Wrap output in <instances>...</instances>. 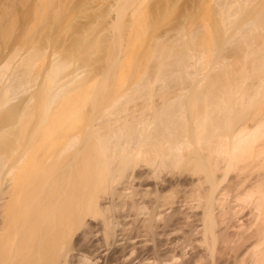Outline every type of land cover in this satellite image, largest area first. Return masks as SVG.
Returning a JSON list of instances; mask_svg holds the SVG:
<instances>
[{
	"label": "bare ground",
	"instance_id": "6f19581e",
	"mask_svg": "<svg viewBox=\"0 0 264 264\" xmlns=\"http://www.w3.org/2000/svg\"><path fill=\"white\" fill-rule=\"evenodd\" d=\"M53 1L0 0V39L8 27L15 38L22 37L37 14L54 7ZM221 1L226 6L229 0H215L219 10ZM231 16L224 15V29L237 23ZM14 39L13 44L0 43V264H264V217L262 226L260 220L252 225L257 227L255 242L247 241L237 253L232 243L242 237L235 222L243 202L236 195L240 179L234 165L258 148L254 143L264 141V122L253 129L237 127L230 84L224 90L231 98L217 90L222 81L216 95L212 89L201 93L209 73L195 86L181 78L168 83L158 78L165 77L168 65L179 68L191 59L193 68L204 55L194 53L182 61L186 52L177 41L155 64L160 87L154 78L124 82L117 86L121 93H115L116 87L109 96L105 92L112 84L86 79L87 65L71 69L74 63L57 50L38 48L35 42L21 46ZM164 59L173 61L165 68ZM218 73L214 76L224 74ZM171 82L181 86L176 93L169 90ZM261 178L245 197L264 199L258 193L255 197L263 190Z\"/></svg>",
	"mask_w": 264,
	"mask_h": 264
},
{
	"label": "rangeland",
	"instance_id": "374dc122",
	"mask_svg": "<svg viewBox=\"0 0 264 264\" xmlns=\"http://www.w3.org/2000/svg\"><path fill=\"white\" fill-rule=\"evenodd\" d=\"M56 1L55 0L53 1L52 6L54 7L50 6L53 9L51 8V10L50 11L48 10L45 14L43 12V13H40L39 15L37 14V16L34 17V19L36 18V20L35 22L33 20V23H31L32 28H31V25L29 27L31 31L28 32L30 29L26 30L28 34L25 33L26 35L23 34V36L21 34L22 37H20L19 35V36H16L15 38L14 36L15 32L12 31L11 27H8V31H6L5 34L6 35L8 34L9 36L7 35L5 37V35H3L5 38L2 37L1 38L2 40L0 39L1 40L0 43L8 45L7 43H10L8 41L11 40L12 42L13 39L15 38L14 40L16 41H14V43H17L18 45L21 44V46H24V44L25 46H29L31 42L32 43L35 42L34 45H36V47L38 48L43 47V48H49L53 50L55 49L59 52V55L62 56V59L64 60L66 59L68 60V62L74 63V66H72L71 69L73 67L80 68V66L87 65L86 67L88 70L86 69V67L85 69L89 71L88 72L89 75H86V79L90 80L93 77H97L95 79V82L96 81L98 82V80H100L99 82H102L105 80L107 83L110 82V85L112 84V87L110 88L111 93L110 91L108 92L106 91L105 95H107L108 93V95L111 94L109 96H113L112 93L115 90L114 88H116L117 86L120 88L123 85L122 83L124 82L127 83L128 85V82L134 83V82L142 81L140 83H144L145 81L152 82L153 78L156 79L158 77L156 76L157 74L156 65L159 64L158 61L160 60L159 57L161 56L160 55L161 52H162V55H164L165 52L166 54H168L167 48L168 47L171 48L170 46L176 47L177 41H179L180 49L184 51L183 54L186 52L185 57L184 56H181L182 58L180 57L181 60L184 57V60L182 61H185L187 58L189 60V57L186 58V56L190 55L191 57V55L194 53L195 55L197 54V57L198 55L199 56L204 55L205 58H203V56H200L199 58H203V59L199 60L198 63L200 62V64H198V66L195 64L196 66L194 65L193 68L191 66H193L194 62L191 63L192 62L191 59H190L191 62L189 61V63L187 62V64H183V63H186V61L181 63V65L183 64V66L186 65L185 66L186 68L188 67V65L190 66L191 64V66L187 69L186 68L183 69L182 68L183 66L180 65V67L183 70V73H182V70H179L181 69L180 67L179 68L174 67L176 65L172 64V66L171 65L167 66L168 62H172L173 60L170 59L169 61L166 62V59H167L166 58L167 55H166L165 57L166 59H164L165 61L163 63L166 64V65L164 64L165 68L167 66L168 67L167 69L170 71L164 69L163 72L166 71L167 75L164 73L165 77H162V76L158 77V78H161V80L159 79L160 82L163 81L162 78L163 79L165 78L166 83L170 82L171 80H176V81L180 80L181 82H183L182 80L184 79L183 84L187 82V84L189 83V85L195 86L194 83L197 84V82L195 81L198 80L200 82L199 77L202 76L201 77L202 79L204 76L203 74L209 73L208 75L213 80L209 79L208 78L209 76L205 77V78H208L209 81L208 79L203 78L202 83L203 81L206 83L201 84V88H203L201 89V93L203 91L204 92L207 91L206 93L210 94L211 89H212V92H211L212 94L213 92L217 93V90H219V93H222L224 91V93L222 94L223 95L227 94L226 96L227 98L228 97L231 98V96H234L232 97L233 102L231 100H230L231 102H229L230 104L231 103L233 104L234 101H236V107H235V104H233L234 105L233 107H235L234 111L236 109L237 110L235 111V113L233 111V114L234 115L236 114L237 117L243 114L242 117L241 116H239L238 118L233 117L234 119L231 116V118L235 120L234 122L237 121L236 119L239 120L236 123H234L236 124V126L237 125L240 126L241 129L242 128L246 129V127L247 129L248 127L251 128L250 126H253L256 128L257 126L255 125H260L264 122V119L262 118L264 116H261L264 114V58H263L264 57V29H263L264 24H262L264 22L262 21L264 20L263 19L264 18V0H243V2L241 0V3H240V0L239 1L235 0V2L234 0H229V1L227 0L228 2L227 3L225 2L226 6L229 4L230 5L227 6L225 11L222 9L223 6H225L224 2L221 1V5H222V8H221L222 11H221L219 10L220 8H218L219 6H216V3H214L215 0H56ZM19 2H21V0H19ZM222 12L224 14H222ZM224 15L225 17L226 16L229 17L232 15L231 20H234V23L236 22L237 23L234 24V26L231 28L229 27V28L224 29L225 24H227V20L225 21ZM233 17H236V20ZM261 17L263 18L261 19ZM228 20L230 21V19ZM254 21H255L254 25H256V27L257 26L262 27L260 28H261V31L263 30V33H262L263 35L261 34V32L260 34L258 33L260 31L259 30L260 28L259 29L255 28V26L253 25ZM259 21H262L261 23L262 25L261 24L257 25L259 24ZM250 23H252L253 25L252 27ZM223 24H224V27H223ZM241 27L246 30L240 29ZM249 27L251 28V30ZM253 27L257 29L256 32L259 34L257 37H256L257 33L255 32V29ZM236 29H237V32H236ZM247 29L249 30V33ZM241 30H243L244 32L243 31L241 32ZM246 33L248 34L251 33V37L246 35ZM235 34H237L238 37ZM240 34L242 36L244 35L248 36V40H246L247 39L246 36H244L246 39H244V37L242 39V36ZM19 38H20V41H19ZM22 38L24 40H22ZM252 38L255 41H253ZM236 39L238 42L236 41ZM244 40L245 42L247 41L248 44L247 43L245 44ZM250 40H251V43H250ZM235 42L237 45L235 44ZM180 43H182L183 45H186V47L184 46L185 48L182 49ZM252 43H255V44L252 45ZM243 45L245 46V48ZM251 46L253 47L254 50L257 49L256 51L252 50L251 51L252 54L250 52ZM163 48H166L165 51ZM192 51L193 53H191ZM253 51L255 55H253ZM247 52L249 53V55L250 54L252 55V60H251V55L249 57L248 54L247 55L245 54ZM243 53L245 55V58H242V56L244 57ZM156 56H158V59ZM246 56L249 60L246 58ZM222 58L223 60H221ZM257 59H260L262 61L259 62V60L257 61ZM245 60L248 66H246V63L244 62ZM251 61H252V64H250ZM257 62L258 64H255ZM219 64H222V65H219ZM223 64L226 65L227 68ZM259 64L261 67H258ZM255 65H257L256 69H255ZM173 67L179 70L177 71L176 69H174V71L176 70L179 73L177 72L174 73V71L172 70ZM216 67H217V70H216ZM219 67L221 68V70L219 69ZM224 69H226L227 71L226 70L224 71ZM229 69H231V71ZM218 70L224 73L223 75L221 74L220 75L221 77L219 78L214 76L215 75L214 72H216L217 75L220 74L218 73ZM153 71L156 74H154ZM188 71L189 73H191V75L189 73L188 75H186ZM92 72H94L95 74L93 75ZM168 72H170L171 74H169ZM90 73H92V75ZM170 75L175 77V79L174 78L172 79L171 78L172 76ZM224 75L227 77H225ZM144 76L145 78L143 79ZM179 78H181L182 80ZM157 79L155 80L156 86L160 87L161 84L160 83L157 84ZM214 79H215V82H213ZM223 79L224 80L227 79V80L224 81ZM216 81L218 82L216 83ZM219 81H222L221 83H223L222 84L223 88H222V85L219 86V88L221 87V89L223 90L218 88V84L220 85ZM172 82L170 84L171 87L169 88V90L175 88L174 90L176 91L174 93H176L177 92L176 88L179 87L180 85H176L177 87L173 86L174 82L173 83ZM199 82L198 84H199V89H200ZM205 84H207L208 87ZM226 84L231 85L229 86L231 88L230 89L228 88V90H231L229 91L232 93L231 96L230 94H228V92L226 93L227 89L224 90L226 87ZM127 85L125 84V88H127ZM214 85H215V88H214ZM118 87H117L118 90L116 89L115 93L120 91ZM204 87L205 88L207 87L206 89L208 90L204 89ZM216 87L218 88L217 90H216ZM125 88H122V89L125 90ZM190 88L191 86L188 89L190 90V92H192L191 89L194 87H192L191 89ZM111 89H114V90H111ZM254 89H256V91H254ZM174 90H172L171 94H170V91L167 92L168 94L166 93L167 95L164 94V92L162 94L169 96V94L170 95L173 94ZM196 90H194L195 91L194 93L197 92ZM158 91L160 92V90ZM188 91H186V93ZM257 91L260 93L257 94ZM96 92L98 94L101 93V92L99 93L98 91ZM219 93L217 95H219ZM234 93L235 95H233ZM162 94H160V96ZM191 94L193 96V93ZM76 95H81V94L78 93ZM213 95H216V94H213ZM238 96H240L238 98L239 100L238 99L236 100L235 97H238ZM34 105L37 106V109H38L39 105L38 104H34ZM238 108H241L240 110H243L242 114H241L242 111L238 112ZM237 113H239V115H237ZM229 114L231 115V113ZM256 120L257 122H255ZM260 120H262V123L258 122ZM257 123H260V124H257ZM259 142H256V144L258 143V145L254 143L255 145L254 147L261 148L256 153L255 151L258 150V148H255L256 150L253 151L255 155L252 156L251 154H253V152H251L250 153L251 157L249 156L246 159L242 158L241 162H237L234 165L233 172H236L234 175H238L240 177V178L238 177V179L240 180H239V183H237L238 184L237 191L235 190L237 193L236 192L235 193L237 195V198L240 197L239 201L240 202L243 201L241 202L242 204H239L240 203L239 201L237 202L239 205L236 204V206L237 205L239 206V207L237 206V208H239L240 210L238 209L236 210V212L239 211L237 213V217L239 220L236 219L237 222H235V225L238 228L240 227V229L243 228V232H241L242 229L241 230L238 229L240 231L239 236L242 233V237H239L238 239V236H237L236 238L233 239L234 242L232 243L235 244L236 242L237 244L235 245H237V247H240V248H237L234 245L233 251L236 250V252L234 253H237V250L240 251V249L242 251L243 248L245 247L244 245L248 244L247 241L255 242L254 240L255 237L253 235L255 234L257 227H254V226L263 222L260 218L264 217L263 216L264 215V199L262 198L264 197V194H263L264 184L262 186L263 187V190H261L262 192L256 191L255 192L256 194L254 193L256 195L255 196L256 198H257V193H258L260 195L258 196L260 197L259 199H263V200L259 201L257 200L258 198L257 199L253 198L251 200L249 199L250 197H248L249 195H247L248 198L245 197L246 193L249 194L251 192L252 194V191L250 190V188H253V186H255L254 185L256 184L255 181L262 179L261 177L264 178V156H263L264 152L261 151L264 149V147H262L261 145L264 141L262 140L260 142L261 144ZM263 146H264V143H263ZM261 194L263 195L261 196ZM253 196H251V198ZM255 200H257L259 204L260 202H262L261 207L259 206V204L257 205L258 203L257 201L256 203H254ZM252 202L256 204V206ZM257 206L260 208L258 209ZM255 207H257L256 209L258 211L255 209ZM258 220H260L261 222L259 223L256 222ZM255 223H258V224H255ZM262 224L260 225L262 226ZM260 225L259 227H261ZM248 226L249 228H247ZM259 227L258 229H262V227L261 228ZM249 229H251L252 232ZM254 229L256 230L254 231ZM246 230H249V231L246 232ZM251 235L254 238L250 240ZM244 236H245V239H244ZM242 238L245 241L240 240ZM235 240H237L238 242ZM241 241L245 244L242 243L241 245Z\"/></svg>",
	"mask_w": 264,
	"mask_h": 264
}]
</instances>
